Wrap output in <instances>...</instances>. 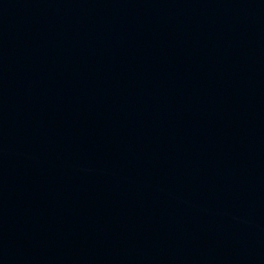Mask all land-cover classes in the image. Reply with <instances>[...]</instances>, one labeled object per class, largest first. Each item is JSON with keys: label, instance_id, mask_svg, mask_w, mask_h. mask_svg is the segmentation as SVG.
<instances>
[{"label": "water", "instance_id": "95a60500", "mask_svg": "<svg viewBox=\"0 0 264 264\" xmlns=\"http://www.w3.org/2000/svg\"><path fill=\"white\" fill-rule=\"evenodd\" d=\"M0 264H264V0H0Z\"/></svg>", "mask_w": 264, "mask_h": 264}]
</instances>
